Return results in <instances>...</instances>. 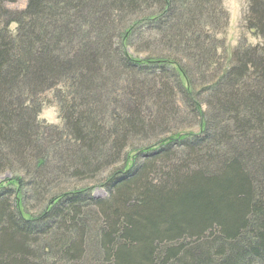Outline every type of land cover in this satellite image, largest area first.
<instances>
[{"label": "trees", "instance_id": "1", "mask_svg": "<svg viewBox=\"0 0 264 264\" xmlns=\"http://www.w3.org/2000/svg\"><path fill=\"white\" fill-rule=\"evenodd\" d=\"M13 2L0 264H264V0L246 19L262 45L226 57L222 0ZM182 115L201 131L170 133Z\"/></svg>", "mask_w": 264, "mask_h": 264}, {"label": "rangeland", "instance_id": "2", "mask_svg": "<svg viewBox=\"0 0 264 264\" xmlns=\"http://www.w3.org/2000/svg\"><path fill=\"white\" fill-rule=\"evenodd\" d=\"M249 3L250 0H222L221 7L227 13L228 20L226 27L224 25L221 30H218L219 33L217 32L216 38L217 40H220L224 43V50H220L221 54H223L224 57L229 55L232 50L241 45H262V38L258 36L254 30H250L247 28L246 19L248 15ZM26 6L27 0H14L13 3H7V7L13 11H23ZM12 29H16L15 24H13ZM130 53L133 54V56L137 55L133 52V50H131ZM139 57L145 56L139 55ZM182 116L183 118L181 120L178 119L177 122H174L169 126L170 133L179 132L181 134H184L190 132L198 133L201 131L200 126L195 122L194 118L189 117L187 115ZM39 121L47 125L58 126L60 128L64 126V121L61 118L58 108L50 104L46 105L43 108L39 116ZM106 174L108 173H105L104 175ZM100 176H98V178ZM9 177L10 175L7 173L0 175V183L4 182L5 180H8ZM102 177L104 176H101L99 180H101ZM93 194L97 198L107 197L105 191L99 187L95 188Z\"/></svg>", "mask_w": 264, "mask_h": 264}]
</instances>
